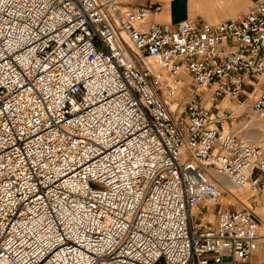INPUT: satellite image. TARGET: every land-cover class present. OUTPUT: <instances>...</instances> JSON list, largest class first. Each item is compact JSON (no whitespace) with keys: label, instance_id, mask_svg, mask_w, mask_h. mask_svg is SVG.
Returning <instances> with one entry per match:
<instances>
[{"label":"built area","instance_id":"1","mask_svg":"<svg viewBox=\"0 0 264 264\" xmlns=\"http://www.w3.org/2000/svg\"><path fill=\"white\" fill-rule=\"evenodd\" d=\"M161 9L0 0V264H245L260 248L250 207L214 225L202 209L221 201L212 171L264 192L261 146L212 110L250 87L264 119V0L217 23Z\"/></svg>","mask_w":264,"mask_h":264},{"label":"rangeland","instance_id":"2","mask_svg":"<svg viewBox=\"0 0 264 264\" xmlns=\"http://www.w3.org/2000/svg\"><path fill=\"white\" fill-rule=\"evenodd\" d=\"M126 7L135 8V7H141V6H151V5H160L162 7V4L157 2L156 0H123ZM164 1V0H161ZM222 6L220 4H217L216 2L212 1V7L210 8V11L206 12L204 10H199L195 13L194 16H192L191 12V3L190 0H178L176 2L177 6L175 7V20H178L185 15V4L189 6V12H190V18L194 19L198 22H210V23H217L222 20L228 19V18H236L239 17L243 12L246 11L247 6L251 3L252 0H221ZM236 114H240L242 118V125L245 123H248L247 127L244 129L243 139L248 140L249 142L253 144L260 145L261 147L264 146V119L259 118L257 115H255L254 111L252 110L250 104L247 105V103H244L242 105L236 106L234 108ZM226 131L235 132V129H232L228 126V124L225 127ZM262 133V134H261ZM260 141V142H259ZM258 142V143H257ZM229 179V178H228ZM219 189L222 191L221 201L218 206L214 208L212 212H208V209L201 208L204 214V218H208L211 214H213L208 220L211 222L209 225H214L215 223V215L214 213L219 210V208L223 207L225 208L229 206V208H235V207H242L247 206L250 207L256 217L258 218L259 213L264 214V204L260 201L261 193H258V188H254L252 193H249L245 196V193H240V191H245V188H232L234 189V193L238 194V199L234 198L233 193L230 192L228 189H231V187H225L221 188L220 185L217 184ZM228 186V185H224ZM231 186V185H230ZM251 191L250 187L248 189ZM247 194V192H246ZM259 211V212H258ZM264 218V216H263ZM260 234L262 236V242L260 244V248L258 251L254 254V256L245 264H264V220L260 222Z\"/></svg>","mask_w":264,"mask_h":264},{"label":"crops","instance_id":"3","mask_svg":"<svg viewBox=\"0 0 264 264\" xmlns=\"http://www.w3.org/2000/svg\"><path fill=\"white\" fill-rule=\"evenodd\" d=\"M157 2L162 4V9L156 16L152 17V21L154 22H162V23H169L172 26H175L177 23L182 21L185 18H190V12H189V6L187 3L185 4V15L184 17L175 20V7L177 6L176 2L178 0H156ZM264 79L262 81L261 87L263 86ZM250 87H246L242 96V99H245L244 103H247V105L250 104L253 101V98L255 97V94L250 93ZM248 96V98L246 97ZM243 103V104H244ZM242 105L238 103L236 100H232L229 98H223L220 100V102L212 108L216 118H218V122L216 123L217 127L220 129H225L226 125L228 124L229 127L232 129H235V132H238V134L243 137L244 129L247 127L248 123H245L242 125V118L240 117L236 120V122H232L229 118V113L233 112L235 113L234 108L236 106ZM264 129V128H263ZM262 155L264 157V146L261 147ZM241 193V191H240ZM259 193V192H258ZM260 201L264 204V192L261 193ZM225 208H229V206L225 205ZM223 208V207H222ZM217 212V211H216ZM216 212L214 215H216Z\"/></svg>","mask_w":264,"mask_h":264},{"label":"bare ground","instance_id":"4","mask_svg":"<svg viewBox=\"0 0 264 264\" xmlns=\"http://www.w3.org/2000/svg\"><path fill=\"white\" fill-rule=\"evenodd\" d=\"M212 1H214V2H216L217 4H222V1L221 0H190V7H191V12H192V16H194L195 15V13L196 12H198L199 10H204V11H206V12H208V11H210V8L212 7ZM222 6V5H221ZM262 134V133H261ZM252 142V141H251ZM260 142V141H259ZM258 143V142H257ZM211 178H212V180L216 183V184H218V185H220V187L221 188H225V187H231V189H228L230 192H232L233 193V196H234V198H236V199H238L239 197H238V194H235L234 193V189H232V188H236V186H234L232 183H231V181L228 179V177L227 176H225V175H223V174H219V173H217V172H214V171H212L211 172ZM224 185H228V186H224ZM231 185V186H230ZM249 187H250V189H251V191H249L248 189H249ZM254 190V188L252 187V185H248L246 188H245V191H241V193H245V196L246 195H248L249 193H252V191ZM246 192H247V194H246ZM262 210H264V209H262ZM259 212V211H258ZM213 214H211L210 216H208V218L211 220V216H212ZM258 219L260 220V222L261 221H263L264 220V218H263V216H264V214L261 212V213H259L258 214ZM262 242V241H261Z\"/></svg>","mask_w":264,"mask_h":264}]
</instances>
